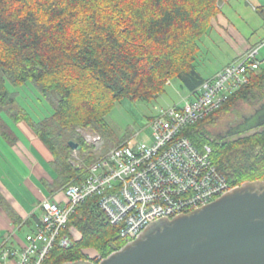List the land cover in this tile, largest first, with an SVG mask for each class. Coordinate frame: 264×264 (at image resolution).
Wrapping results in <instances>:
<instances>
[{"label":"trees","instance_id":"16d2710c","mask_svg":"<svg viewBox=\"0 0 264 264\" xmlns=\"http://www.w3.org/2000/svg\"><path fill=\"white\" fill-rule=\"evenodd\" d=\"M220 1L226 0H0V134L13 143L10 122L28 123L50 150L63 185L77 182L97 159L77 128L106 130L104 113L122 97H156L172 79L194 92L207 79L197 54ZM255 10L264 18L263 6ZM7 81H32L50 115L35 120ZM262 99L264 64L246 86L183 130L196 148H211L210 158L232 186L264 180V126L223 138H212L204 127L239 100ZM69 140L81 145L82 166L71 164ZM0 206L16 220L1 195ZM101 217L95 199H87L67 225L80 238L66 247L54 244L42 264L86 261L85 249L104 258L124 246L118 228Z\"/></svg>","mask_w":264,"mask_h":264},{"label":"built area","instance_id":"2783aa9c","mask_svg":"<svg viewBox=\"0 0 264 264\" xmlns=\"http://www.w3.org/2000/svg\"><path fill=\"white\" fill-rule=\"evenodd\" d=\"M263 46L264 39L207 78L183 105L161 108L149 118V141L128 140L97 158L80 180L64 185L63 202L43 200L39 223L20 247L0 250L3 264H42L54 244L66 247L79 239V232L67 225L89 198L126 244L150 223L190 213L232 190L235 186L210 158L211 148H196L183 130L249 83L251 73L264 64V57H258Z\"/></svg>","mask_w":264,"mask_h":264},{"label":"water","instance_id":"95a60500","mask_svg":"<svg viewBox=\"0 0 264 264\" xmlns=\"http://www.w3.org/2000/svg\"><path fill=\"white\" fill-rule=\"evenodd\" d=\"M261 126L264 101L226 135ZM68 145L81 149L73 140ZM97 264H264V180L243 182L190 213L150 223L134 240Z\"/></svg>","mask_w":264,"mask_h":264},{"label":"crops","instance_id":"0c3cea01","mask_svg":"<svg viewBox=\"0 0 264 264\" xmlns=\"http://www.w3.org/2000/svg\"><path fill=\"white\" fill-rule=\"evenodd\" d=\"M256 2V6L245 8V17L230 19L218 13L211 19L214 37L208 38L206 32L197 54V68L203 77L210 78L225 65L238 61L264 37V18L255 10L264 7V0ZM10 127L16 136L13 143L0 134V195L13 209L16 220L0 206V250L20 247L24 235L39 223L43 200H64L63 180L52 163L50 150L28 123L10 122ZM3 262L0 257V264Z\"/></svg>","mask_w":264,"mask_h":264},{"label":"rangeland","instance_id":"374dc122","mask_svg":"<svg viewBox=\"0 0 264 264\" xmlns=\"http://www.w3.org/2000/svg\"><path fill=\"white\" fill-rule=\"evenodd\" d=\"M256 4V0L220 1V14L226 15L230 19L236 18L237 16L245 17L247 14V9L245 8H252L256 6ZM207 33L208 38L214 37L215 33L211 28ZM215 40L218 43L217 38ZM212 47L213 46L209 49L212 53H215V48ZM258 57H264V46L260 48ZM7 87L11 92L17 95L20 103L22 102L25 105L35 120H40L50 115L51 108L48 102L40 96L38 89L32 81H27L21 86H14L7 81ZM187 95V90L181 87L176 79H172L167 82L164 91L156 97L146 99L144 97L131 98L125 96L116 100L104 113L103 117L107 127L106 130L100 129L98 131L93 126H87L84 128H77V131L88 144L92 145L91 152L97 158H100L115 147V143L119 141H149L151 135V129L148 125L149 118L156 115L161 108L164 109L183 105ZM263 101V99L254 102L239 100L226 110L217 113L214 121L206 124L204 129L212 138H223L232 126H235L244 116L253 113L254 109ZM253 131L254 129L250 132ZM81 159L78 150H73L70 161L71 164L82 166ZM88 166L89 165H86L85 168L87 169ZM73 240L74 239H72V241ZM83 251L88 256V259H86L88 262L102 259L93 249H85Z\"/></svg>","mask_w":264,"mask_h":264},{"label":"flooded vegetation","instance_id":"af4514ba","mask_svg":"<svg viewBox=\"0 0 264 264\" xmlns=\"http://www.w3.org/2000/svg\"><path fill=\"white\" fill-rule=\"evenodd\" d=\"M254 110H255V109H254ZM251 114H252V113H251ZM251 114H249V115H251ZM249 115H247V116H249ZM247 116H244V117H243L238 123L242 122V121L244 120V118L247 117ZM238 123H237V124H238ZM237 124H236V125H237ZM232 127H233V126H232ZM226 136H227V135H226Z\"/></svg>","mask_w":264,"mask_h":264}]
</instances>
